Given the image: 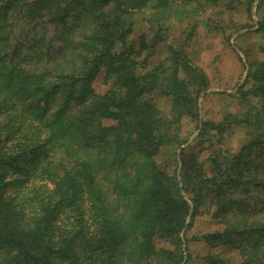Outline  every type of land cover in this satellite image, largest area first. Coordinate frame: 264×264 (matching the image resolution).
<instances>
[{
    "label": "trees",
    "instance_id": "trees-1",
    "mask_svg": "<svg viewBox=\"0 0 264 264\" xmlns=\"http://www.w3.org/2000/svg\"><path fill=\"white\" fill-rule=\"evenodd\" d=\"M149 1L72 0L59 7L53 17L55 21L51 22L63 23L70 9H79L84 14L76 29L88 26L78 42L81 67L78 71L69 69L55 84L43 75L28 74L19 67L12 72L6 73L5 68L0 71L1 92L21 101L38 124L63 139V146L70 147L78 160L63 175L57 172L52 177L55 185L52 195L47 201L38 202L39 214L31 223L23 224L14 208L12 191L23 186L20 181L28 182V178L37 175L38 164L42 162L39 158L47 159V150H42L41 145H33L31 152L23 148L7 150L6 141L0 137V264L183 262L180 252L154 249L157 238L169 241L174 237L175 245H180L178 234L185 226L188 205L172 181L154 165L153 158L164 140L159 135L161 123L157 111L141 101L143 88L131 57L134 51L132 48L119 53L113 51L129 34L122 14L127 8L144 7ZM17 5V1L4 0L0 4V18ZM260 26L264 28V20ZM100 68L113 80V89L97 97L90 90V82ZM249 79L250 87L239 92L264 104V62L256 64ZM75 93L82 97V107L73 115L68 105ZM58 98L65 102L56 104ZM173 102L176 106L186 105V98L178 94ZM54 107L57 110L52 112ZM104 120L114 121L115 125L105 126ZM231 123L243 122L232 119ZM215 127L221 128L212 122L202 123L200 138ZM257 140L254 146L259 148V153L253 162L241 154L223 158V162L215 158L212 161L215 176L204 178L202 166L197 167L195 174L188 175L187 171L183 174L187 185L192 181L191 199L195 210L202 206L214 219L225 220L224 229L204 235L205 241L214 247L237 245L246 255L242 264H264V225L247 224L251 212L250 191L243 181L247 172L264 169V138ZM182 164L185 169L192 168L194 160H184ZM45 167L47 173V163ZM130 168L133 174L127 172ZM102 171L114 175L112 203L95 181ZM10 172L18 173L20 178L7 180ZM261 180L252 182L264 193ZM239 188L244 190L238 191ZM85 199L89 201L88 211L84 209ZM121 207L124 212H120ZM60 217L66 224L57 222ZM134 233L140 234V238L130 235ZM207 259L209 264H218L217 259Z\"/></svg>",
    "mask_w": 264,
    "mask_h": 264
},
{
    "label": "rangeland",
    "instance_id": "rangeland-1",
    "mask_svg": "<svg viewBox=\"0 0 264 264\" xmlns=\"http://www.w3.org/2000/svg\"><path fill=\"white\" fill-rule=\"evenodd\" d=\"M11 1L18 2L17 8L0 18V71L5 68L6 73L12 72L19 67L28 74L43 75L53 84L69 69L78 71L81 67L78 42L88 25L80 29L76 26L84 12L70 9L63 23L56 25L51 20L59 7L72 0ZM121 18L129 34L113 51L119 53L126 48L134 51L131 57L143 88L141 101L157 111L161 123L159 135L164 140L153 158L154 165L172 181L188 205L185 226L178 234L180 245H175L174 237L169 241L157 238L154 249L182 253L181 264H209V257L217 259L218 264H242L246 255L237 245L214 247L205 241L204 235L224 229L225 220L214 219L205 207L195 210L192 181L187 185L183 174L186 171L188 175L195 174L197 167L202 166L204 178H211L215 176L212 171L215 158L223 162V158L241 154L253 162L258 156L259 148L254 143L264 138V104L239 91L250 87V72L256 64L264 62V28L260 26L264 20V0H150L144 7L127 8ZM112 89L113 80L100 68L90 82L92 94L102 97ZM178 94L186 98V105L174 104L173 97ZM81 100L75 93L68 105L69 113L77 114ZM64 102L58 98L56 104ZM56 110L54 107L52 112ZM232 119L243 123L234 125ZM204 122L221 128H211L200 138ZM102 123L115 125L111 120ZM0 137L6 141L7 150L23 148L31 152L33 145L47 150V159L39 158L42 162L38 164L37 175L28 178V182L20 181L23 186L11 195L21 222L29 224L39 214L37 203L48 199L54 191L52 177L57 172L63 175L78 160L70 147L63 146V139L51 135L21 101L1 90ZM182 158L193 159L192 168L185 169ZM127 172L133 174L134 170L130 168ZM246 175L243 181L250 191L251 207L247 224L264 225V193L252 182L264 181V169L251 170ZM113 176L102 171L95 178L110 203L115 199L111 192ZM18 178V173L10 172L7 180ZM241 190L244 189H238ZM84 201V209L88 211L89 201ZM119 210L124 212L122 207ZM126 213L129 214V209ZM58 221L67 222L63 217ZM130 235L140 238L138 233Z\"/></svg>",
    "mask_w": 264,
    "mask_h": 264
}]
</instances>
